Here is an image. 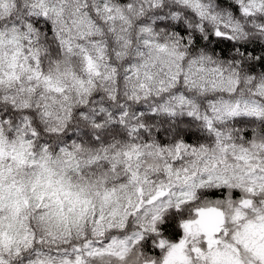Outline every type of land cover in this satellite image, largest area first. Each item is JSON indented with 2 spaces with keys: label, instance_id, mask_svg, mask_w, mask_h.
Masks as SVG:
<instances>
[{
  "label": "snow or ice",
  "instance_id": "obj_1",
  "mask_svg": "<svg viewBox=\"0 0 264 264\" xmlns=\"http://www.w3.org/2000/svg\"><path fill=\"white\" fill-rule=\"evenodd\" d=\"M0 264H264V0H0Z\"/></svg>",
  "mask_w": 264,
  "mask_h": 264
}]
</instances>
